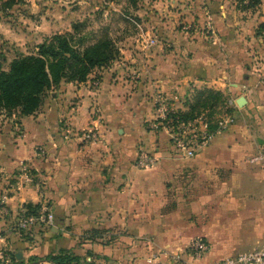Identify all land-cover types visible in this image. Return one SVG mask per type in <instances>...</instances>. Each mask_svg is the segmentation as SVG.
Returning a JSON list of instances; mask_svg holds the SVG:
<instances>
[{"label":"crops","instance_id":"1","mask_svg":"<svg viewBox=\"0 0 264 264\" xmlns=\"http://www.w3.org/2000/svg\"><path fill=\"white\" fill-rule=\"evenodd\" d=\"M150 4L157 46L126 49L87 82L63 83L32 116L0 114V207L9 194L0 264H52L42 259L63 249L82 256L91 249L86 257L96 264H152L150 250L188 249L194 238L209 252L190 263L215 264L264 245V0L250 10L237 0ZM157 91L179 96L184 112L199 93H220L225 108L235 101L236 123L192 161H172L167 135L154 127ZM89 130L98 142H83ZM140 149L160 161L137 167ZM25 165L35 180L19 187ZM45 203L52 228L12 231L26 206ZM93 233L117 239L84 240Z\"/></svg>","mask_w":264,"mask_h":264},{"label":"trees","instance_id":"2","mask_svg":"<svg viewBox=\"0 0 264 264\" xmlns=\"http://www.w3.org/2000/svg\"><path fill=\"white\" fill-rule=\"evenodd\" d=\"M142 1L127 0L128 7L135 8ZM237 1L242 10L254 9L262 3V0ZM25 4L26 0H0V14H10L8 12L15 7ZM72 27V32L57 33L47 38L37 46V52L17 55L8 63V67L7 59L0 55V114L18 119L32 116L41 109L46 96L59 89L63 83H85L94 72L109 67L119 59L118 47L106 29L97 35L87 33V21L76 22ZM224 101L220 93H199L189 110L181 115L188 120L208 111V116L212 118L216 113L214 110L222 106ZM40 207L28 205L25 210L28 214H35ZM12 260L17 261L15 256H12ZM42 260L52 264H82L80 257L66 249ZM17 264L24 263L18 261Z\"/></svg>","mask_w":264,"mask_h":264},{"label":"rangeland","instance_id":"3","mask_svg":"<svg viewBox=\"0 0 264 264\" xmlns=\"http://www.w3.org/2000/svg\"><path fill=\"white\" fill-rule=\"evenodd\" d=\"M154 1L144 0L133 8L128 7L127 0H26L25 6L15 7L7 15L0 14V55L5 56L7 59L6 67H8V63L17 55L35 53L37 46L47 38L57 33L72 32L74 23L85 21L88 24L87 33L91 32L93 35H97L102 29H106L110 37L114 39L119 53H125L126 49L133 53L134 51L140 53L146 34L159 38V26L155 23L154 17L155 10L151 8L152 5L150 4ZM126 7H128L129 13L126 12ZM126 21L132 23L131 28L128 27ZM124 33H129L130 37L123 38ZM224 104L225 101L220 109L214 110L215 116L222 114L225 110ZM156 159L160 161L157 157ZM193 159H183L176 154L171 158L172 161L177 162H189ZM187 180H190L188 175L185 176V187L190 184ZM116 239L117 236L112 234L99 235L93 233L84 235V240L98 241L103 245H112ZM197 239L194 238L190 244ZM137 241L144 244V242L151 240L140 237ZM71 251L73 255L82 259V264H96L87 260L86 255L94 256L91 249L87 253L84 252L85 256ZM187 252L188 249L154 248L150 250L149 258L152 259V262L149 261V263L159 264L160 260L166 259L174 262V264H191L190 262L203 259L209 251L201 259H195L193 255L191 259ZM224 259L226 258L219 259L215 264H221ZM105 264L111 263L105 262Z\"/></svg>","mask_w":264,"mask_h":264},{"label":"built area","instance_id":"4","mask_svg":"<svg viewBox=\"0 0 264 264\" xmlns=\"http://www.w3.org/2000/svg\"><path fill=\"white\" fill-rule=\"evenodd\" d=\"M147 35V34H146ZM142 44L144 47H154L158 45V39L151 35L146 36ZM138 77L136 73H132L135 80ZM156 121L154 127L164 132L173 148L174 154L183 159H193L196 154L208 147L211 142L221 133L227 131L235 125L236 118L230 113V109L236 107L233 100H228L225 110L222 114L212 118L208 116V111L202 113L193 119H184L181 115L183 108L180 106L181 100L177 95H167L161 91H157L154 96ZM213 127V128H212ZM83 142L89 144L98 142L100 135L94 130L85 132L82 136ZM157 163L156 157L148 153L145 149L139 150L136 165L141 169H150ZM22 178L19 187L25 183L34 182L33 174L29 166L25 165L20 174ZM9 194L1 196L0 214L5 218L8 215L7 202ZM55 224V215L48 204H42L35 214H28L23 210L18 216L12 231H29L35 227L52 228ZM209 251L208 243L202 239L195 240L188 247L195 259L203 258ZM0 253V260L3 258ZM1 262V261H0ZM221 264H264V245L248 253H242L236 256L224 259Z\"/></svg>","mask_w":264,"mask_h":264},{"label":"water","instance_id":"5","mask_svg":"<svg viewBox=\"0 0 264 264\" xmlns=\"http://www.w3.org/2000/svg\"><path fill=\"white\" fill-rule=\"evenodd\" d=\"M237 104L239 105V107H243L246 104V99L244 96H241L238 101ZM34 264H38V263H34Z\"/></svg>","mask_w":264,"mask_h":264}]
</instances>
